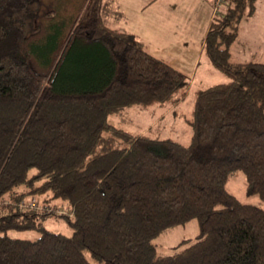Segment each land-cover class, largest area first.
<instances>
[{
	"label": "trees",
	"instance_id": "1",
	"mask_svg": "<svg viewBox=\"0 0 264 264\" xmlns=\"http://www.w3.org/2000/svg\"><path fill=\"white\" fill-rule=\"evenodd\" d=\"M255 2L229 0L212 19L205 54L228 81L197 90L183 144L110 121L189 87L118 26L114 0H0V264H264V209L227 188L242 171L264 200V62L230 60ZM44 195L43 209L25 207ZM52 216L74 233L47 229ZM194 219V238L157 254L162 233Z\"/></svg>",
	"mask_w": 264,
	"mask_h": 264
},
{
	"label": "rangeland",
	"instance_id": "2",
	"mask_svg": "<svg viewBox=\"0 0 264 264\" xmlns=\"http://www.w3.org/2000/svg\"><path fill=\"white\" fill-rule=\"evenodd\" d=\"M65 1H68L72 10H78L81 7L85 8L89 0ZM165 1L166 0H163V2ZM114 2L115 6L125 13V19H123L118 26L123 27L129 33L134 31L132 34L146 44L151 53L156 54V56L158 55L157 57L184 71L189 77V87L187 98L180 103L154 105L149 108L138 106L130 107L127 108L122 115L111 117L110 121L118 127L134 134L148 133L151 131L150 134L153 137L161 139L172 138L183 144H189L191 141L192 129L186 119L191 117L194 97L197 90L205 89L218 83L227 82L228 78L212 65L205 54L204 47L203 49H200V40L196 43V48L194 49L193 54L185 52L179 55L177 53L183 51L178 50L177 48H168L169 43L167 41L169 40L168 36L170 35L168 25L171 24L173 20L179 18L170 16L168 18L165 16L166 14L163 15L160 14V12L155 11V7H152L151 10H149L152 3L148 5V11L146 10L145 13L141 12V8L150 2H153V0H114ZM212 2L214 15L212 17L223 16L229 0H212ZM256 2H258L257 15L253 18H244L243 24L239 28L238 35L230 47V60L232 62L264 61V58L250 57V54L252 53V55L256 53L264 54V48H261L264 46L261 43L264 37V0H256ZM113 23L114 22H112V24ZM253 28L256 33L255 39L254 33L250 34L249 37V33L245 34L248 30ZM258 28L262 30V33H260ZM139 31L142 35L139 34ZM261 51H263V53H260ZM186 55L189 57L188 62L184 60V58H187ZM116 117H118V121H115ZM227 188L242 202L264 209V200H262L259 195H251L248 193L246 176L242 171H239L230 177ZM47 198H50V196L44 195L30 197L25 200V207L43 209L46 204H49ZM52 202L59 208V213L68 214L70 212L68 203L61 200H53ZM45 226L51 231L62 233L64 235L71 236L74 233L73 227L59 216H52L49 218L45 222ZM199 229V222L196 219L189 221L185 225H178L169 228L154 241L157 247V254H171L174 246L178 245L185 239L194 238L199 233ZM10 234L14 237L28 239H35L39 236L36 231L22 233L12 231ZM92 262L93 264H103L94 260H92Z\"/></svg>",
	"mask_w": 264,
	"mask_h": 264
},
{
	"label": "crops",
	"instance_id": "3",
	"mask_svg": "<svg viewBox=\"0 0 264 264\" xmlns=\"http://www.w3.org/2000/svg\"><path fill=\"white\" fill-rule=\"evenodd\" d=\"M159 1V2H157ZM162 1V2H161ZM153 0V2H150L149 4L145 5L143 8H141V12L145 13V11H148V5H151L150 9L152 7H155V11L160 12V14H166L169 18H179L172 21L171 24L168 25V28L170 29V37L168 36L169 40L167 41L169 43L168 48L170 49H178L183 52H178L177 54H182L185 52H189L190 54L194 53V49L196 48V43L200 40L201 48L204 47V40L205 36L209 30L211 21L213 19V2L212 0H166L163 2V0ZM214 1V0H213ZM259 1V0H258ZM257 3L256 2V11L252 16L249 18L255 17L257 15ZM262 5V4H261ZM140 12V10H139ZM243 24V23H242ZM259 29V28H258ZM260 30V33H262V30ZM134 31H132L133 33ZM254 33V39L255 37V31L254 28L248 30L245 34ZM139 34L142 35V33L139 31ZM258 43V42H257ZM261 43L264 45V37ZM146 45V44H145ZM147 46V45H146ZM174 47V48H172ZM147 48H149L147 46ZM261 48H264L262 46ZM260 53H263L261 51ZM154 54V53H152ZM158 54V53H157ZM253 54V53H252ZM250 54V57L260 59L264 58V54ZM156 55V54H154ZM158 56V55H157ZM187 58H184L186 62H188V56ZM254 62V61H250ZM255 62H264V61H255Z\"/></svg>",
	"mask_w": 264,
	"mask_h": 264
}]
</instances>
